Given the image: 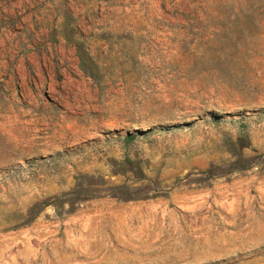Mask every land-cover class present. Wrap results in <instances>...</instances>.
Instances as JSON below:
<instances>
[{"label": "rangeland", "instance_id": "1", "mask_svg": "<svg viewBox=\"0 0 264 264\" xmlns=\"http://www.w3.org/2000/svg\"><path fill=\"white\" fill-rule=\"evenodd\" d=\"M0 264H264V0H0Z\"/></svg>", "mask_w": 264, "mask_h": 264}, {"label": "trees", "instance_id": "2", "mask_svg": "<svg viewBox=\"0 0 264 264\" xmlns=\"http://www.w3.org/2000/svg\"><path fill=\"white\" fill-rule=\"evenodd\" d=\"M127 138L129 139L133 138V134L132 133L127 134Z\"/></svg>", "mask_w": 264, "mask_h": 264}]
</instances>
